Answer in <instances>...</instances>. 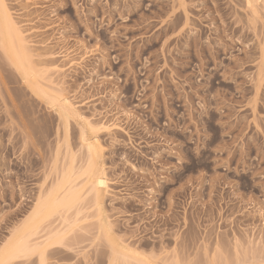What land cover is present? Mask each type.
<instances>
[{"label": "rangeland", "instance_id": "rangeland-1", "mask_svg": "<svg viewBox=\"0 0 264 264\" xmlns=\"http://www.w3.org/2000/svg\"><path fill=\"white\" fill-rule=\"evenodd\" d=\"M4 3L0 249L70 167L78 198L30 238L60 234L45 264H260L264 0Z\"/></svg>", "mask_w": 264, "mask_h": 264}, {"label": "bare ground", "instance_id": "bare-ground-1", "mask_svg": "<svg viewBox=\"0 0 264 264\" xmlns=\"http://www.w3.org/2000/svg\"><path fill=\"white\" fill-rule=\"evenodd\" d=\"M9 13L6 10V8L3 10V14L0 15V36H1V46L11 55V50L13 48V42L11 39V34L9 28H11V32L15 33L18 44L21 46V38L18 34V29H15V26L13 27V24L11 22V19L9 18ZM16 41V40H15ZM16 45V44H15ZM22 48V47H20ZM20 49H17V51ZM25 50V49H24ZM24 55V54H23ZM34 77L30 76L26 79L24 82L27 85H33L34 84ZM57 96V102L54 103V109L57 112V114L63 119L64 121V127L65 132L68 134L67 130V122L69 118L71 117V113L73 111L72 106L66 101L65 97ZM91 129V127H89ZM80 141L83 145L87 147V151L90 156H93L94 149L90 143V140L85 137V135L81 134ZM80 142V143H81ZM92 160V157H90ZM89 165V164H88ZM71 166V165H70ZM90 166L93 167V164ZM89 169V167H87ZM91 168V167H90ZM65 169V168H64ZM74 169V168H73ZM70 167H66V170H63L58 180L50 187V189L42 196H38L37 202L34 204L32 211L28 215V217L24 220L22 223V226L19 230L15 231V234H13L11 240L0 250H3L0 252V264L6 263L7 261L15 258L9 255V250L16 248L17 246H26L27 249L30 251L26 253V256L31 255V251H37L40 250V252H44L47 247L56 248L58 245L61 244V239L59 233H54L52 235H48V237L45 239V241H42L41 243H30V238L36 234V229L38 227V224L45 218L49 217V215L52 214L57 208L63 207V206H69L75 202V200L78 198L77 193L79 190L75 188L73 184L72 176L74 175ZM73 174V175H72ZM82 174V173H81ZM99 174V173H98ZM102 175V174H100ZM77 176V175H76ZM74 176V178H76ZM95 177V179H94ZM93 179V189H94V197L96 203H98L100 196L102 195L103 187H104V178L102 176H94ZM101 181H103V184H101ZM78 192H77V190ZM93 191V190H92ZM40 195V194H39ZM63 210V208H61ZM59 209L58 211H60ZM68 209V207L66 208ZM99 211H101L99 209ZM53 216V215H52ZM51 233V232H50ZM25 256V257H26ZM45 258V256H44ZM143 260V259H142ZM7 262V263H8ZM258 263V262H257ZM255 263V264H257ZM148 264V263H147ZM242 264V263H240ZM247 264V263H244ZM253 264V263H251ZM261 264V263H260Z\"/></svg>", "mask_w": 264, "mask_h": 264}, {"label": "snow or ice", "instance_id": "snow-or-ice-1", "mask_svg": "<svg viewBox=\"0 0 264 264\" xmlns=\"http://www.w3.org/2000/svg\"><path fill=\"white\" fill-rule=\"evenodd\" d=\"M7 7V5L4 3V0H0V15L3 14V10ZM101 184H103V181H101ZM261 215H264V212L261 213ZM3 250H0L2 252ZM30 250L27 249L26 246H17L14 249L9 250V255L15 258H23L26 256V253H28ZM32 255H39L40 257V264H45L44 261V255L42 252L37 253L35 251H31ZM32 264H36V261L33 260ZM114 264H118V262H114ZM261 264H264V258L261 260Z\"/></svg>", "mask_w": 264, "mask_h": 264}]
</instances>
